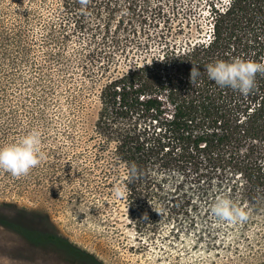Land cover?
Instances as JSON below:
<instances>
[{"label": "trees", "instance_id": "16d2710c", "mask_svg": "<svg viewBox=\"0 0 264 264\" xmlns=\"http://www.w3.org/2000/svg\"><path fill=\"white\" fill-rule=\"evenodd\" d=\"M168 1L149 7V0H26L24 32L22 25L12 29V47L30 66L26 59L37 63L30 57L41 39L38 63L51 65L55 83L81 70L74 92L80 116H89L100 81L94 120L80 143L78 135L70 143L69 178L78 162L93 182L92 196L126 221L119 227L137 235L138 248L165 229L209 233L219 221L203 218L217 197L253 208L264 197V73L243 95L219 87L206 72L217 60L264 62V0ZM72 40L78 48L67 70L62 46ZM192 65L201 73L193 82ZM40 106L24 100L25 118L37 121ZM115 185L123 188L121 197ZM22 211L0 222L31 245L51 243L69 259L100 261L57 230L39 228L45 216L39 211L24 225Z\"/></svg>", "mask_w": 264, "mask_h": 264}, {"label": "rangeland", "instance_id": "374dc122", "mask_svg": "<svg viewBox=\"0 0 264 264\" xmlns=\"http://www.w3.org/2000/svg\"><path fill=\"white\" fill-rule=\"evenodd\" d=\"M180 2L192 4L188 0ZM160 4L168 6L170 1L160 0ZM148 5L154 7L157 0H149ZM26 8V0H0V90L4 101L0 114V146L38 130L40 162L26 175L13 176L0 170V221L9 220L23 210L24 225L30 227L27 222L32 221V216L29 213L39 211L45 214L39 228L57 230L60 236L100 261L69 259L61 246L51 243L31 245L20 232L0 222V264H264V197L255 208L246 203L242 205L248 213L243 222L219 221L209 233H172L165 229L154 235L153 243L138 248L137 235L119 227V222L126 221L119 219L108 204L92 196L93 182L88 181L87 173L81 171L78 162L74 164L78 173L71 181L69 161L74 157L70 143L77 135L81 136L80 143L84 128L94 120V100L100 81L96 79L91 89L89 116H80L82 105L77 103L78 96L75 97L74 92L80 89L81 70L72 71V80L61 78L55 83L51 65L43 67L38 63H43L44 58L41 39L30 57L37 63L26 59L31 66L23 61L21 51L12 47V29L18 24L24 32ZM64 19L60 17L57 22L64 23ZM34 29L38 36L40 30ZM58 32L65 33L63 29ZM72 41L62 46L67 70H70L68 61L73 58V48H78ZM29 99L45 105L44 109L39 107V118L34 122L28 121L22 110L24 100ZM10 101L17 114L13 115L9 109ZM203 220L218 221L211 214ZM209 240H213V244L207 243Z\"/></svg>", "mask_w": 264, "mask_h": 264}, {"label": "clouds", "instance_id": "9594fccd", "mask_svg": "<svg viewBox=\"0 0 264 264\" xmlns=\"http://www.w3.org/2000/svg\"><path fill=\"white\" fill-rule=\"evenodd\" d=\"M208 79L221 88H230L247 95L254 87L257 73H264V62L234 58L231 61L217 60L206 66ZM200 69L192 65L190 81L200 76ZM41 134L32 130L16 142L0 146V170L13 176L26 175L39 164ZM116 197H121L124 190L120 185L113 187ZM210 212L218 221L225 223L243 222L248 218L245 209L235 204L230 198L217 197Z\"/></svg>", "mask_w": 264, "mask_h": 264}]
</instances>
